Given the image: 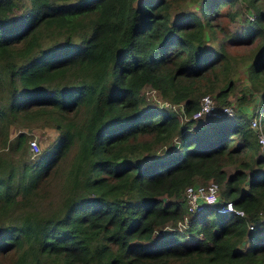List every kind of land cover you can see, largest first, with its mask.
<instances>
[{
  "label": "trees",
  "instance_id": "trees-1",
  "mask_svg": "<svg viewBox=\"0 0 264 264\" xmlns=\"http://www.w3.org/2000/svg\"><path fill=\"white\" fill-rule=\"evenodd\" d=\"M236 1L28 0L17 18V0H0V263L264 264V158L250 120L240 105L192 117L204 93L228 103L238 60L225 44L264 40V0H243L253 18ZM216 25L219 47L195 48ZM246 71L264 108V46ZM146 84L181 106H150ZM38 122L57 134L29 158L30 134L9 126ZM210 180L244 214L207 203L177 227L185 186ZM54 193L57 207L34 209Z\"/></svg>",
  "mask_w": 264,
  "mask_h": 264
},
{
  "label": "rangeland",
  "instance_id": "rangeland-1",
  "mask_svg": "<svg viewBox=\"0 0 264 264\" xmlns=\"http://www.w3.org/2000/svg\"><path fill=\"white\" fill-rule=\"evenodd\" d=\"M17 2H18V5L13 8V10L11 12V16L20 18V17H22V15H24L27 12L28 7H29V2H28V0H17ZM201 3H202L201 0H196V1L187 0V2L183 8L196 10L201 6ZM231 9L239 12L238 17H242V13H245L247 15V13H248L247 11L248 10L250 11L251 8L250 9L245 8V2L243 0H237L233 4V6H231ZM225 20H226V16H223L220 19L219 25L224 24L226 22ZM229 27L233 30L239 29V25H235L233 23V21H230ZM213 28H215L214 32H211V31H209V29L204 28L202 38L198 42L194 43L195 48L203 49L204 47H210V46L211 47H219L220 43L223 42L222 36L224 33H223V30L218 25L214 26ZM218 30H220V31H218ZM255 40L256 41L247 42V43L240 45V46L239 45H237V46L233 45L232 46L229 43L225 44V45H227L226 50H228V52L230 54H232L233 56H235L236 59L238 60V65L235 69L236 71H234L232 73V75L234 76V79H235L234 86H233L232 90L229 92L227 100H228V103L233 106V112H235V107L240 105L243 108V110L246 112V117L248 118V120H250V118L253 117L255 115V113H259V110H260L261 111L260 113L262 115L260 119H261L262 125L264 127V108H263L261 97H260L261 94L259 92H254V91H253V93L250 92L249 81L246 77V72H247L246 66H247L248 62L252 59V57L257 52H259L260 48L262 46H264V40L261 43L257 42L258 38ZM230 47H232V48H230ZM229 59L232 61L231 56H229ZM224 72H225V70L224 71L220 70V72H218V75L222 76V74H224ZM140 92L145 95V98L147 99V102L150 106H152L154 104L168 105L167 103H165L164 99L158 94V92L154 91L150 87L149 84L144 85L140 89ZM243 95L245 98H247V100L244 101L242 104H240L239 102H240L241 97ZM19 129H24L30 134V137L28 138V144L26 147V151L30 155V156H28L29 158H33L34 156H36L35 153L30 152V149H29V140L30 139H33V138L36 139V141L38 143L37 152H39L57 134V130L54 127L49 126L47 124H43L41 122L32 124L30 126H21L17 123H12L9 126V134L13 135ZM170 143H171V141L158 143L156 145V152L157 153L164 152V150L166 149V146ZM259 153H260V151H259ZM260 155H261V153H260ZM233 166L234 165L232 164V166H228V168L231 169ZM17 196L20 197L21 195L18 194ZM181 196H183V195L181 194ZM49 199L50 200H48V202H46L43 199H39V200L34 201L35 202L34 203L35 204L34 209L36 211L47 212L48 210H50L54 207H57L59 205L60 197L57 193L51 194ZM171 199H174V197H172ZM16 207H20V203H18ZM0 223H1V221H0ZM148 242H151V241H148ZM6 261H7V259L5 260V262L3 261V263H0V264H9Z\"/></svg>",
  "mask_w": 264,
  "mask_h": 264
},
{
  "label": "built area",
  "instance_id": "built-area-1",
  "mask_svg": "<svg viewBox=\"0 0 264 264\" xmlns=\"http://www.w3.org/2000/svg\"><path fill=\"white\" fill-rule=\"evenodd\" d=\"M250 18H253V13L251 11L248 12ZM150 87L157 91L156 88ZM172 107H180V104H169ZM261 111L259 113H255L253 117L250 118V126L254 130L257 142L259 145V150L264 158V129L261 122ZM223 113L232 114L233 106L229 103H223L220 106H217V103L210 93H204L199 100V107L192 113V117L196 119H201L205 115L208 114H216L222 115ZM29 149L31 153H35L38 150V143L36 139L29 140ZM30 153V154H31ZM32 155V154H31ZM218 190L219 185L216 181L210 180L207 182L197 181L185 186L183 191V196L186 200V212L183 215V219L178 221L177 227H183L187 224L190 216L193 212H196L204 207L205 204H216L217 210L226 211L230 210L237 214L243 215V209L235 206L230 199L224 201H218ZM166 227H170V225H166ZM248 228H253V224H249Z\"/></svg>",
  "mask_w": 264,
  "mask_h": 264
}]
</instances>
